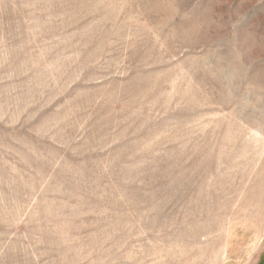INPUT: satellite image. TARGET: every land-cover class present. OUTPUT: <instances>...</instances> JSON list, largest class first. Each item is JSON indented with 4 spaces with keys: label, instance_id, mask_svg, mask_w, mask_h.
I'll list each match as a JSON object with an SVG mask.
<instances>
[{
    "label": "rangeland",
    "instance_id": "rangeland-1",
    "mask_svg": "<svg viewBox=\"0 0 264 264\" xmlns=\"http://www.w3.org/2000/svg\"><path fill=\"white\" fill-rule=\"evenodd\" d=\"M0 264H264V0H0Z\"/></svg>",
    "mask_w": 264,
    "mask_h": 264
}]
</instances>
